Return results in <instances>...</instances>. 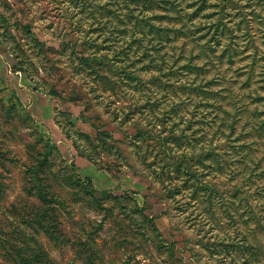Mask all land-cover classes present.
Returning a JSON list of instances; mask_svg holds the SVG:
<instances>
[{
	"label": "rangeland",
	"instance_id": "374dc122",
	"mask_svg": "<svg viewBox=\"0 0 264 264\" xmlns=\"http://www.w3.org/2000/svg\"><path fill=\"white\" fill-rule=\"evenodd\" d=\"M199 6L200 0H0V17L30 26L42 44L39 58L31 57L45 83L32 70L12 72L13 41L0 44L6 165L0 168V264H264V0ZM10 30L23 45L24 35ZM80 56L104 60L99 72L112 89ZM123 70L141 77L142 95L160 105V120L176 109L167 128L191 136V113L204 115L202 131L216 153L237 145L254 172L249 176L241 163L208 178L225 196L221 202L195 189L190 160L165 167L170 151L137 135L149 123L164 129L149 111L130 113L131 99L141 95L127 86ZM152 77L166 89L150 86ZM207 104L212 109L201 107ZM223 111L234 117L227 120L233 134L217 140L207 125ZM98 129L111 136L113 149L100 146ZM169 145L177 160L181 150ZM57 223L65 233L55 242L61 249L43 230ZM74 242L95 257H75Z\"/></svg>",
	"mask_w": 264,
	"mask_h": 264
},
{
	"label": "trees",
	"instance_id": "16d2710c",
	"mask_svg": "<svg viewBox=\"0 0 264 264\" xmlns=\"http://www.w3.org/2000/svg\"><path fill=\"white\" fill-rule=\"evenodd\" d=\"M221 3L220 5H216V7H221ZM205 4V0H200V6L199 8H203V5ZM201 8L199 10H201ZM0 22L3 24V26L1 27V31H0V44L6 43L8 44V40H12L13 41V48H10L9 53L13 56V59L15 61V65L11 67L12 72H22L27 76H30L29 73L32 70L33 73H31L32 76H35L39 81L43 80L41 79V77H39L37 70L35 69V67L33 66V62H32V57H37L39 58V54H41V48H42V44L39 42V40L37 38H35V35L31 32V28L28 25H23L21 23H15L14 25H9L2 17H0ZM14 28L17 31H20L23 35H24V39H25V43L22 45L20 43L19 40H17L16 36H14L11 33L10 28ZM134 35L131 33V39L134 42ZM138 39H135V42ZM160 43L162 42V40H160ZM25 46V48H24ZM139 49V48H138ZM1 51V50H0ZM142 51V50H139ZM126 53V52H125ZM32 56V57H31ZM79 61H81V63L85 64L86 66H91L88 64V62L92 63V68L90 67L91 71H89V73L92 75L97 76V78H101V83L102 86H104V88L107 89H112V86L114 84H112L107 77H104L100 74L99 70L100 67L102 65H105L104 60L102 61L101 58H97V57H84V56H80L78 58ZM43 63H45L42 60ZM32 68V69H31ZM30 70V71H29ZM159 69L156 70V72H158ZM125 77V80H128L129 82L127 83V86L132 88V90L135 93H138L139 95H141L140 98L138 99H131L134 101V104H132L131 109H130V113L131 114H142L145 111H149V113H153V119L156 120V122H159L161 124V126L163 127V131H161L159 129V131L157 130V124L153 125V124H148V126H151L150 130L147 131H141L138 130L137 135H139L141 138L145 137L148 138L147 140H149L148 142L151 141H156L158 142L157 144L160 145V147L165 148L168 151H172V148L170 147V143L172 142L173 144H175V146L177 147L178 150H181V154L178 155V159H172V154L169 152V155L167 156V161H162V163L164 164L165 167H174V168H178L179 166H182V164H185L187 166V163H184V161L186 160H190L191 162V180L192 182H194L193 186L195 187V189L198 191H202L205 197H207L208 200H211L213 198H217L220 199V201H225V196H223V193H221V191L212 183L211 179H208L210 177H212L213 179H215L216 176L218 177H224L226 174H228L225 170V168L229 165V166H239L241 167V163H243V165L246 167V169L249 171L248 174L249 176L254 172L255 170V166L252 167V161L250 159H246V161H241L239 159V152H238V146L237 145H233L228 147V150H230V153H226L224 151L221 150V153H216V151L214 150V148H212L211 145V141L208 143L206 141V136L205 134H203L202 131V127L204 126V123L202 120H205V117H202L204 115H202L201 117H197L192 115L191 113V136L187 135L184 131L185 129H178V127L176 126L175 128H177V130L174 131V127L171 128H167L166 126V118H168L170 116L173 117V114H176L177 111H175L176 109L171 108L169 109V112H162V119L160 120V117H158L157 115H155L156 110L159 108L160 105H158L157 103H153L150 102V99L148 98L150 95H147L146 93L144 95H142V86L144 84L143 80L141 79V77L137 78L138 75L134 74V73H128L127 71L123 70L122 73ZM157 77H152L149 81H150V86L155 87L157 89H166L165 86L159 84L156 80ZM138 81V82H137ZM139 82L142 83L141 87L138 85ZM45 84V83H43ZM37 85V84H36ZM37 86H41V85H37ZM171 87V86H170ZM197 88V87H194ZM169 90L171 91H175L174 87H171V89L169 88ZM53 92V91H52ZM50 93V92H49ZM54 93V92H53ZM52 94V93H51ZM203 100L207 102V100H205V97H203ZM138 103H143L138 104ZM206 109H212L210 104H207L206 106H202ZM199 108V107H198ZM217 108V107H215ZM214 108V109H215ZM220 109V108H219ZM218 109V111H219ZM224 117L218 118L217 116V122L218 123H210L207 125V128H212V129H216L215 132L212 136L216 137L217 134L220 135L218 137L217 140H223L226 139L227 136L226 135V131H229V134H233L232 130L234 129L233 124H228L227 120L231 119L232 122L234 123L233 120V116H231L229 113L223 111L222 112ZM201 119V120H200ZM194 120H200L197 121L196 123H194ZM190 123H187L185 126H189ZM216 124V125H214ZM153 125V126H152ZM214 125V126H213ZM188 130V129H187ZM97 131V136L99 138V144L100 146H104V147H108L113 149L114 146V142L111 139V136H109V134H107L106 132H100L99 129L96 130ZM154 132L155 135L153 134ZM163 132H165L166 134L164 135V137H160L159 135L162 134ZM175 132L179 133V136H175ZM202 134H201V133ZM218 132V133H217ZM158 135V136H157ZM214 137V138H215ZM187 140H189V142H191L188 145V148H185L184 146L187 144ZM146 141V140H145ZM113 142V143H111ZM234 144L237 142V140L232 141ZM88 144L91 145V142H89ZM184 148V149H181ZM80 152V149H78ZM188 150V152H187ZM201 150V152L199 151ZM187 152V153H186ZM182 153H185L182 154ZM186 154L188 156V158L186 157ZM87 157V159L91 160V156H85ZM173 160V161H172ZM0 168L6 170V165L5 163L1 162L0 159ZM251 168V169H250ZM187 170V169H186ZM237 170V169H236ZM231 172L229 173V175L231 176V174H234L235 171L230 170ZM188 172V170H187ZM189 174V172H188ZM190 176V175H189ZM231 180H234L231 178ZM250 180V179H249ZM205 181V182H204ZM235 188V193L239 192V187L238 186H234ZM202 193V194H203ZM232 194V197H234L235 199H237V195L236 194ZM41 194L40 192L38 193V195ZM44 197V195H39ZM53 197V194L50 195ZM36 197V196H35ZM38 198L36 197V201L37 202H41L43 200V198ZM239 200V198L237 199ZM241 202L245 203V205L250 203V199L247 197H245L244 199L241 200ZM251 208V207H250ZM252 210L249 211V213L252 214ZM53 215H55L54 213H49L47 214V216L52 217ZM51 225V224H50ZM54 229H49V228H44V235L48 238L49 242L51 243V245L54 248L57 249H61V245L56 244L55 242L58 241V237L64 236L65 233L63 232L60 223H57L54 225ZM73 249H75L74 254L75 257H80V256H84V257H95L96 253L93 251V249L88 248L86 249L85 245H82V243L79 244H75V242L73 243V246L71 247ZM90 264H94L93 261H90Z\"/></svg>",
	"mask_w": 264,
	"mask_h": 264
}]
</instances>
